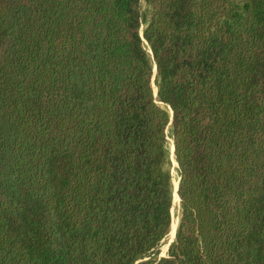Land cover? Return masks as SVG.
Masks as SVG:
<instances>
[{
  "label": "trees",
  "instance_id": "trees-1",
  "mask_svg": "<svg viewBox=\"0 0 264 264\" xmlns=\"http://www.w3.org/2000/svg\"><path fill=\"white\" fill-rule=\"evenodd\" d=\"M0 264H264V0H0Z\"/></svg>",
  "mask_w": 264,
  "mask_h": 264
},
{
  "label": "rangeland",
  "instance_id": "rangeland-1",
  "mask_svg": "<svg viewBox=\"0 0 264 264\" xmlns=\"http://www.w3.org/2000/svg\"><path fill=\"white\" fill-rule=\"evenodd\" d=\"M154 88H156V86H154ZM156 91H157V88H156ZM171 155H172V159H173L172 147H171ZM173 164H174V162H173ZM173 167H174V177H173V184H174L175 180H177V182H178L179 171H178V169L175 168V166H173ZM178 213H179V203H175V205L173 206V217L176 218L177 220L179 218ZM173 237H174V234L172 232V227H171L170 233L167 235V237L163 241L160 256L165 255L167 253L168 244L172 240Z\"/></svg>",
  "mask_w": 264,
  "mask_h": 264
},
{
  "label": "bare ground",
  "instance_id": "bare-ground-1",
  "mask_svg": "<svg viewBox=\"0 0 264 264\" xmlns=\"http://www.w3.org/2000/svg\"><path fill=\"white\" fill-rule=\"evenodd\" d=\"M155 91H156V88H154ZM171 147H172V154H173V162H174V166L175 168L177 169V161L175 159V155L173 153V143L171 142ZM177 185H178V182L177 180H175L174 182V205L175 203H179V195H178V192H177ZM173 225H172V232L173 234H175V229L177 227V224L179 223L178 220L176 218L173 217Z\"/></svg>",
  "mask_w": 264,
  "mask_h": 264
},
{
  "label": "water",
  "instance_id": "water-1",
  "mask_svg": "<svg viewBox=\"0 0 264 264\" xmlns=\"http://www.w3.org/2000/svg\"><path fill=\"white\" fill-rule=\"evenodd\" d=\"M174 149H175V145H174V143H173V153H174ZM177 164H178V162H177ZM178 187H179V180H178V185H177V192H178ZM178 194H179V193H178ZM179 202H180V197H179ZM176 230H177V227H176V229H175L174 237L172 238V240H171V241L169 242V244H168V249H169L171 243L174 241V239H175V237H176ZM162 256H164V255H162Z\"/></svg>",
  "mask_w": 264,
  "mask_h": 264
}]
</instances>
